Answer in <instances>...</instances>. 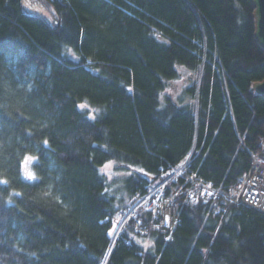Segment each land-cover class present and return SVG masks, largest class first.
Returning a JSON list of instances; mask_svg holds the SVG:
<instances>
[{
	"label": "trees",
	"instance_id": "trees-1",
	"mask_svg": "<svg viewBox=\"0 0 264 264\" xmlns=\"http://www.w3.org/2000/svg\"><path fill=\"white\" fill-rule=\"evenodd\" d=\"M43 1L0 0V264H103L155 189L176 228L143 204L105 264H264V214L228 200L264 158L255 0Z\"/></svg>",
	"mask_w": 264,
	"mask_h": 264
},
{
	"label": "built area",
	"instance_id": "built-area-1",
	"mask_svg": "<svg viewBox=\"0 0 264 264\" xmlns=\"http://www.w3.org/2000/svg\"><path fill=\"white\" fill-rule=\"evenodd\" d=\"M179 189L176 195H182ZM218 194L212 184L200 185L198 192L189 195V201L207 202ZM233 205L246 204L264 214V160L254 157L249 170L239 179L235 194L228 198ZM146 209L153 212L157 227L163 231H173L178 222L177 205L173 198L165 196L162 190L155 189L147 198Z\"/></svg>",
	"mask_w": 264,
	"mask_h": 264
},
{
	"label": "water",
	"instance_id": "water-1",
	"mask_svg": "<svg viewBox=\"0 0 264 264\" xmlns=\"http://www.w3.org/2000/svg\"><path fill=\"white\" fill-rule=\"evenodd\" d=\"M256 2V6H257V12H256V16H257V32H258V36H259V40L264 44V0H255ZM254 91H257L261 94L264 95V81L261 82L260 84L256 85L253 89ZM145 201V200H144ZM144 201H141L137 206H135L124 218L123 220L119 223L116 231H115V235L112 239V243L109 249V252L107 254L106 259L108 258L113 245L115 243V240L117 238V236L119 235L123 225L125 224V222L128 220V218L133 215V213L136 211L137 208H139Z\"/></svg>",
	"mask_w": 264,
	"mask_h": 264
},
{
	"label": "rangeland",
	"instance_id": "rangeland-1",
	"mask_svg": "<svg viewBox=\"0 0 264 264\" xmlns=\"http://www.w3.org/2000/svg\"><path fill=\"white\" fill-rule=\"evenodd\" d=\"M23 9L26 13L30 15L43 17L48 21H53L54 19V10L52 9V7H49L43 0H23ZM177 86L179 88L174 87L173 91H168L166 95L170 97L178 95L179 89L183 88V84L181 83Z\"/></svg>",
	"mask_w": 264,
	"mask_h": 264
},
{
	"label": "bare ground",
	"instance_id": "bare-ground-1",
	"mask_svg": "<svg viewBox=\"0 0 264 264\" xmlns=\"http://www.w3.org/2000/svg\"><path fill=\"white\" fill-rule=\"evenodd\" d=\"M250 156H251V162L253 161L254 157H258V158L264 160V158H263L262 156H260L258 153H255V152H253V151H250ZM180 167L182 168V165H181ZM174 175H175V176H180V172H179V170L175 171ZM236 186H237V185H236ZM234 194H235V193H234ZM106 261H107V259H105V261H104L103 264H105Z\"/></svg>",
	"mask_w": 264,
	"mask_h": 264
},
{
	"label": "snow or ice",
	"instance_id": "snow-or-ice-1",
	"mask_svg": "<svg viewBox=\"0 0 264 264\" xmlns=\"http://www.w3.org/2000/svg\"><path fill=\"white\" fill-rule=\"evenodd\" d=\"M28 175L31 177L33 174L31 172H29ZM5 183H6V181H5Z\"/></svg>",
	"mask_w": 264,
	"mask_h": 264
},
{
	"label": "clouds",
	"instance_id": "clouds-1",
	"mask_svg": "<svg viewBox=\"0 0 264 264\" xmlns=\"http://www.w3.org/2000/svg\"><path fill=\"white\" fill-rule=\"evenodd\" d=\"M146 201H147V199L144 201V203H143V204H146ZM143 204H142V205H143ZM142 205H141V206H142Z\"/></svg>",
	"mask_w": 264,
	"mask_h": 264
}]
</instances>
